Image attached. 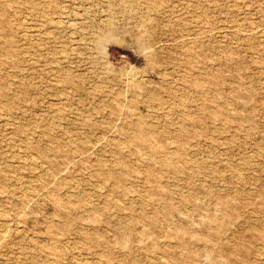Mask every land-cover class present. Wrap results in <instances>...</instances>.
Segmentation results:
<instances>
[{
	"label": "rangeland",
	"instance_id": "rangeland-1",
	"mask_svg": "<svg viewBox=\"0 0 264 264\" xmlns=\"http://www.w3.org/2000/svg\"><path fill=\"white\" fill-rule=\"evenodd\" d=\"M0 264H264V0H0Z\"/></svg>",
	"mask_w": 264,
	"mask_h": 264
}]
</instances>
